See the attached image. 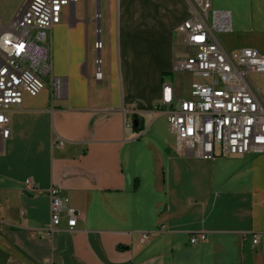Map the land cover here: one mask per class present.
Returning <instances> with one entry per match:
<instances>
[{"label":"crops","instance_id":"0c3cea01","mask_svg":"<svg viewBox=\"0 0 264 264\" xmlns=\"http://www.w3.org/2000/svg\"><path fill=\"white\" fill-rule=\"evenodd\" d=\"M27 1L0 0V30ZM211 4L231 16L229 51L264 53V0ZM192 16L189 0L64 9L51 34L61 94H24L0 134V264H264V154L178 151L168 106L156 108L167 84L185 98L174 67L189 55L178 29ZM53 186L80 218L48 235ZM200 233L207 240L191 244Z\"/></svg>","mask_w":264,"mask_h":264},{"label":"built area","instance_id":"2783aa9c","mask_svg":"<svg viewBox=\"0 0 264 264\" xmlns=\"http://www.w3.org/2000/svg\"><path fill=\"white\" fill-rule=\"evenodd\" d=\"M193 16L178 29L183 46L189 55L179 58L175 73H189L202 79L192 84L190 95L175 101L172 88L156 107L168 106L169 129L178 141V151L186 149L194 156L213 160L264 154V97L251 80L264 75V53L253 48L229 51L221 40L223 33L232 30L228 12L213 10L211 0H189ZM78 0H28L16 14L12 24L0 30V134H11L10 112L20 107L24 94L37 96L46 86L54 100L61 94L63 80L53 75L52 30L62 21L64 9ZM100 48V44H98ZM100 64V60H98ZM100 77L98 68L97 78ZM128 123L127 126H131ZM64 142L60 141L59 145ZM34 188L26 181V191ZM52 235L61 226L64 216L73 231L80 213L67 205L58 187L48 190ZM143 241L150 238L143 233ZM208 234H193L191 244L204 242ZM259 236L254 234L253 244Z\"/></svg>","mask_w":264,"mask_h":264},{"label":"rangeland","instance_id":"374dc122","mask_svg":"<svg viewBox=\"0 0 264 264\" xmlns=\"http://www.w3.org/2000/svg\"><path fill=\"white\" fill-rule=\"evenodd\" d=\"M261 41H264L261 39ZM186 54H189V50ZM176 82L180 83L181 93L185 98L189 97L191 86L194 83L203 82L202 79L194 77L189 73H176ZM251 80L258 86V88L262 91V95L264 97V75H253Z\"/></svg>","mask_w":264,"mask_h":264}]
</instances>
